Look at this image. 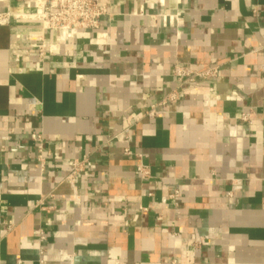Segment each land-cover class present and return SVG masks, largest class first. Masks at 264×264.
<instances>
[{
  "label": "crops",
  "instance_id": "crops-1",
  "mask_svg": "<svg viewBox=\"0 0 264 264\" xmlns=\"http://www.w3.org/2000/svg\"><path fill=\"white\" fill-rule=\"evenodd\" d=\"M101 1L54 55L38 22L0 25V264H264V0Z\"/></svg>",
  "mask_w": 264,
  "mask_h": 264
},
{
  "label": "built area",
  "instance_id": "built-area-1",
  "mask_svg": "<svg viewBox=\"0 0 264 264\" xmlns=\"http://www.w3.org/2000/svg\"><path fill=\"white\" fill-rule=\"evenodd\" d=\"M23 9L31 13L26 16L15 15L11 11L0 15V25L8 23L10 19H20L35 21L40 24L41 34L29 35L28 47L30 50L38 52L39 57L44 55H54L59 51L61 44L72 40L80 31L97 30L102 17L106 15V5L101 0H25L22 5ZM51 31L55 34L53 43H48L43 39V32ZM172 75L179 86L187 85L191 87L199 80L212 79L216 75V69H207L205 71H195L181 65H174ZM176 100V96L171 97V101ZM155 111L152 109L149 117L154 116ZM244 122H249L248 117L244 115L241 118ZM114 139L125 145L123 148V155L130 156L131 152L128 149L127 130L114 136ZM32 141L37 144L36 148V163L40 170H44L45 159L42 146V137L40 135H32ZM87 166V158L82 157L78 161L71 163V171L66 180L76 195V180L85 171ZM136 172L141 175L143 179L148 177L147 169L138 165ZM77 197V196H75ZM177 197V193L170 196L171 199ZM44 235L40 236V242L44 241ZM41 254V252H40ZM21 264L20 261H17ZM41 263V261H40Z\"/></svg>",
  "mask_w": 264,
  "mask_h": 264
}]
</instances>
